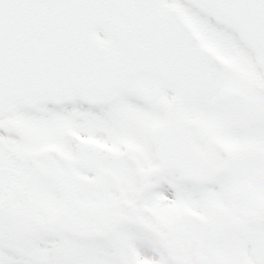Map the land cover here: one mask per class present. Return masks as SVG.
<instances>
[{"label": "snow or ice", "instance_id": "1", "mask_svg": "<svg viewBox=\"0 0 264 264\" xmlns=\"http://www.w3.org/2000/svg\"><path fill=\"white\" fill-rule=\"evenodd\" d=\"M0 264H264V0H0Z\"/></svg>", "mask_w": 264, "mask_h": 264}]
</instances>
